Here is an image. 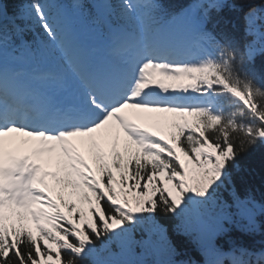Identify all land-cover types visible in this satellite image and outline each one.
Masks as SVG:
<instances>
[{"label":"snow or ice","instance_id":"obj_1","mask_svg":"<svg viewBox=\"0 0 264 264\" xmlns=\"http://www.w3.org/2000/svg\"><path fill=\"white\" fill-rule=\"evenodd\" d=\"M258 58L264 0H27L12 17L0 0V264H191L170 228L208 264H264V201L234 175L264 148ZM232 227L260 247L223 250Z\"/></svg>","mask_w":264,"mask_h":264},{"label":"trees","instance_id":"obj_2","mask_svg":"<svg viewBox=\"0 0 264 264\" xmlns=\"http://www.w3.org/2000/svg\"><path fill=\"white\" fill-rule=\"evenodd\" d=\"M189 1L191 0H164L166 4H172L173 7L185 4ZM22 2L23 0H5L7 6L13 9L20 6ZM35 27L38 29L37 26ZM262 59L264 58L257 59L258 67L261 64ZM234 175L236 176L237 188L241 193L251 191L258 201H264V148L257 147L242 155L240 160V171L234 173ZM225 196H227V193H225ZM260 220L262 224H264V217H261ZM166 222L171 224L172 219L167 218ZM169 235L174 241H177L180 244L182 252L181 259L190 261L191 264H208L209 260L215 259V257L205 253L188 238L177 236L171 228ZM232 239L237 240L250 248L258 249L260 247L261 236H247L239 231L237 227H232L228 236L220 238L217 243L223 250L227 251L230 247V240ZM221 259L224 258L221 257Z\"/></svg>","mask_w":264,"mask_h":264}]
</instances>
